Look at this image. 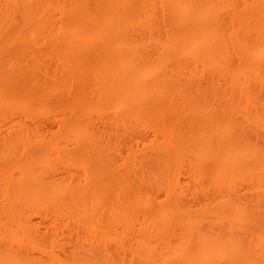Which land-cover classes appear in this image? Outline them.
Returning a JSON list of instances; mask_svg holds the SVG:
<instances>
[{"label": "rangeland", "instance_id": "obj_1", "mask_svg": "<svg viewBox=\"0 0 264 264\" xmlns=\"http://www.w3.org/2000/svg\"><path fill=\"white\" fill-rule=\"evenodd\" d=\"M120 1L0 0V264H264V0Z\"/></svg>", "mask_w": 264, "mask_h": 264}, {"label": "bare ground", "instance_id": "obj_2", "mask_svg": "<svg viewBox=\"0 0 264 264\" xmlns=\"http://www.w3.org/2000/svg\"><path fill=\"white\" fill-rule=\"evenodd\" d=\"M120 2H121L120 0H109V2H108L109 8L111 7L112 9H114L113 7H115V9H116V6H115V5H116L117 3H120ZM175 6H176V5H175ZM176 7H177V6H176ZM178 8H180V10H182V11L185 10V13H184V14L186 15V14L188 13V15H187V18H188V16H189V12L185 9V7H180V6H178ZM182 8H184V10H183ZM115 9H114V10H115ZM179 12H180V11H179ZM182 15H183V14H182ZM183 17H184V20L187 19V18H185L186 16L183 15ZM90 21H92V20L90 19ZM105 21L107 22V24H112L113 26L117 25V24L119 23V20H118V17H117V15H116V11L111 12V13L108 15V19H106ZM82 22H84V20H78V21H77L78 24H79V23H82ZM86 22H89V21L86 19V20H85V23H86ZM103 23H104V22H103ZM203 30H204V31H207V30H205V29H203ZM197 33H198V32H197ZM200 33H203V32H200ZM203 34H205V33H203ZM203 34H201V35H203ZM115 35H116V33H114V34H113V33H110V38H114V37H115L116 39H118V37H116ZM201 35H200V34H196V35H195V38H196V36H197L198 42L201 41V40H202V42H203V39H205V40L207 41V39H208L207 37H208L209 35L205 34L204 36H207V37H204V36H203L204 38H203ZM198 36H199L200 38H199ZM195 38H193V39H195ZM197 39H195L194 41L196 42ZM200 39H201V40H200ZM205 40H204V41H205ZM196 44H197V43H196ZM263 44H264V43H263ZM263 44H262V45H263ZM193 45H194V44H193ZM199 45H200V44H199ZM196 46H197V45H196ZM206 46H208V45H206ZM256 46H257V45H256ZM256 46H255V47H256ZM263 46H264V45H263ZM260 47H261V46H260ZM117 48H118V46H115L114 49H117ZM208 48L211 49L210 46H208ZM259 49H260V50H257V49L255 48L254 51H255L256 53L261 52V53H262V56L264 57V50H262V48H259ZM117 50H119V49H117ZM117 50H116V51H117ZM205 50H206V49H205ZM207 50H208V49H207ZM261 53H259L258 55L261 56ZM254 54H255V53H254ZM253 57H258V56H256V54H255ZM260 58H261V57H260ZM256 59H257V58H256ZM258 60H259V59H258ZM119 61L121 62L122 60H118L117 62H119ZM123 61H124V60H123ZM120 62L118 63V65H116V63L114 62V60H113V61H112V60H110V61H109V60H105V61H103V63H102L101 66H103V69L105 68V69H104L105 71L108 70V73H107V74H108V76L111 78V79H110V78L108 77L109 80L107 79L108 81H110V82H108V83H109L108 86H109L110 88H112V89L114 88V89H116V90H117V89H121V88H129V89H128V93H130L131 95L126 93V95H128V97H126L127 99H125V97H124V99H125V100H128V99L132 98V100H134V101H133V104H134V102H135L136 105H138V106L140 107V105L142 106V102H141V100H139L140 103L137 102L138 100L135 101L136 99H135L134 97H136L137 94L134 96V93H133L134 90H135L134 88H136L137 86H136V87H133V86H134V85H133L134 82H133V83L131 82V81H132V80H131V79H132V78H131V75L128 74V73H129V68H130L129 66H131V65H129V64H128L129 62H126V61L123 62V63H120ZM124 63H126V64H124ZM100 64H101V63H100ZM127 65H128V66H127ZM126 66H127V67H126ZM128 67H129V68H128ZM106 69H107V70H106ZM114 78H115V79H114ZM132 88H133V89H132ZM112 89H111V90H112ZM141 90H142V89H141ZM112 91H113V90H112ZM114 91H115V90H114ZM130 91H132V92H130ZM117 92H118V91H117ZM138 92H139V91H138ZM124 93H125V92H124ZM135 93H136V92H135ZM139 93H140V92H139ZM132 94H133V95H132ZM140 94H142V93H140ZM140 94H139V95H140ZM132 96H133V97H132ZM129 97H130V98H129ZM133 98H134V99H133ZM137 98H138V96H137ZM130 100H131V99H130ZM130 100H129V101H130ZM124 102H125V101H124ZM131 102H132V101H131ZM131 102H129V103H131ZM129 103H128V106L131 108V106H133V104H132V105L130 104V105H131V106H130ZM136 105H135V106H136ZM129 107H128V108H129ZM136 107H137V106H136ZM136 107H135V110H137V109H141V107H140V108H137V109H136ZM142 107H143V106H142ZM133 108H134V107H133ZM126 110H128V109H126ZM132 110H133V109H132ZM230 149H231V147H230ZM231 150H232V149H231ZM82 151H83V150H82ZM83 153H84V152H83ZM87 153H88V152L86 151V154H87ZM207 155H208V154H207ZM199 157H200V156H199ZM200 158H202V161H203L204 159H206V158L203 159V156H201ZM196 159H197V158H196ZM212 159H213V157H212ZM212 159H211V160H212ZM207 160L209 161V159H207ZM249 160H250V159H249ZM198 161H199V159H198ZM205 161H206V160H204V162H205ZM245 161H247V160H244L243 162H245ZM248 162H249V161H248ZM208 163H209V162H208ZM33 168H34V167H33ZM92 169H93V168H92ZM85 173H86V172H85ZM98 174H99V173H98ZM104 175H105V174H104ZM31 177H32V176H31ZM90 178H91V177H90ZM32 179H33V178H32ZM96 179H97V178H96ZM91 180H92V179H91ZM94 180H95V179H94ZM190 232H192V231H190ZM189 234H190V233H189ZM186 238H187V237H186ZM188 239H189V237H188ZM229 240H230V238H229ZM229 240H228V241H229ZM187 241H188V240H187ZM187 241H186V242H187ZM195 241H196V240H195ZM200 241H201V240H200ZM230 241H231V245H232L233 243H236V241H235V242H232V241H233L232 239H231ZM197 242H198V241H197ZM203 242H205V241H203ZM218 242H219V241H218ZM223 242H224V241H223ZM225 242H226V241H225ZM225 242H224V243H225ZM187 243H188V242H187ZM206 243H207V242H206ZM214 243H217V242H214ZM214 243L212 242L213 245H214ZM221 243H222V242H221ZM195 244H196V243H195ZM201 244H202V242H201ZM201 244H200V246H201ZM207 244H208V243H207ZM207 244H205V245H207ZM210 244H211V243H210ZM210 244L207 245V246H209L210 249H213L215 245L212 247ZM217 244L219 245V243H217ZM186 245H187V244H186ZM188 245H189V244H188ZM188 245H187V246H188ZM198 245H199V243H198ZM202 245H203V244H202ZM220 245H221V244H220ZM222 245H224V244H222ZM235 245H237V244H234V246H235ZM200 246H199V247H200ZM210 246H211L212 248H211ZM225 246H226V245H225ZM232 246H233V245H232ZM234 246H233V247H234ZM237 246H239V245H237ZM237 246H235V249L237 248V249H236V252H237V250H238V247H237ZM226 247H227V249H225ZM226 247L223 248V247L221 246V249L218 248V249H220V250H223V252H220V253L223 254V257L226 256L227 254L230 255V253H232V258L235 256L234 254H236V255H239V254H240L239 251H238L237 253L235 252V253L233 254V252L235 251V249H234L233 247H231L230 245H229V248L231 249V251H230V253H228V252H229V251H228L229 248H228V246H226ZM186 248H187V247H186ZM201 248H202V247H201ZM209 248H208V249H209ZM215 248H217V246H215ZM215 248H214V249H215ZM232 248H233L234 250H233ZM197 249H198V248H197ZM197 249H196V250H197ZM206 249H207V247H206ZM208 249H207L206 251H204V252L206 253L207 251H209ZM218 249H216V251H218V253H219V250H218ZM224 249L227 250V254H225L226 252L224 251ZM199 250H200V249H198V254H200ZM202 250H203V249H202ZM204 250H205V249H204ZM239 250H240V247H239ZM214 251H215V250H214ZM195 252H196V251H195ZM209 252L211 253V252H213V250H212V251H209ZM209 252H208V254H209ZM224 252H225V253H224ZM201 253H202V252H201ZM205 253H204V255H205ZM214 253H217V252H214ZM208 254H207V255H208ZM212 254H213V253H211V255L209 254V256H206V255H205L206 260H204L205 257L202 256L203 254L201 255L202 258L204 257L203 260H201V258H200L201 256H199V255H196V256L199 258L198 261L201 260V262H202V264H203V261H205V263H206V261H207V257H208V260H209V257L212 258V257H211ZM214 256H216V254L213 255V258L215 259ZM217 256H218V255H217ZM197 257H195V260H196ZM218 257L221 258L222 255H221V257H220V256H218ZM223 257H222V258H223ZM230 257H231V255H230ZM219 258H218V259H219ZM227 258H228V256H227ZM237 258H238V257H237ZM225 259H226V258H225ZM18 260H21V259H18ZM211 260H212V259H211ZM211 260H210V261H211ZM23 261H24V260H23ZM227 261H229V260H227ZM232 261H233V260H232ZM15 262H16V261H15ZM15 262H14V263H15ZM19 262H20V261H17V263H19ZM26 262H27V261H26ZM211 262H212V261H211ZM17 263H15V264H17ZM205 263H204V264H205ZM207 263H208V262H207ZM226 263H228V262H226ZM230 263H231V261H230ZM12 264H13V263H12ZM211 264H212V263H211ZM220 264H221V263H220ZM228 264H229V263H228Z\"/></svg>", "mask_w": 264, "mask_h": 264}]
</instances>
